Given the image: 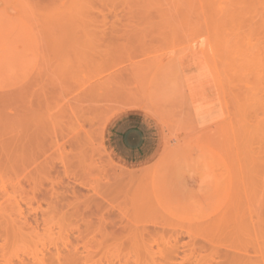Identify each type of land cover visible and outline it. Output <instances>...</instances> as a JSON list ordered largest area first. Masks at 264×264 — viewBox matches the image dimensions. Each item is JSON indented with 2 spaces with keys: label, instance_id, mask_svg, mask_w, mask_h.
<instances>
[{
  "label": "rangeland",
  "instance_id": "374dc122",
  "mask_svg": "<svg viewBox=\"0 0 264 264\" xmlns=\"http://www.w3.org/2000/svg\"><path fill=\"white\" fill-rule=\"evenodd\" d=\"M230 3L0 0V264L76 240L78 223L97 243L106 229L113 257L138 234L131 264L154 241L200 260L232 233L264 264V0ZM134 111L160 141L131 166L105 132Z\"/></svg>",
  "mask_w": 264,
  "mask_h": 264
},
{
  "label": "bare ground",
  "instance_id": "6f19581e",
  "mask_svg": "<svg viewBox=\"0 0 264 264\" xmlns=\"http://www.w3.org/2000/svg\"><path fill=\"white\" fill-rule=\"evenodd\" d=\"M234 0H200V2H201V4L202 5H204V6H206V7H209V8H220V7H222L223 5H225V4H228V3H230V2H233ZM236 2V1H235ZM231 4V3H230ZM226 6V5H225ZM83 16V15H82ZM88 16V15H87ZM89 17V16H88ZM68 18V17H67ZM83 18V17H82ZM89 42V41H88ZM121 87V86H120ZM118 88H119V86H118ZM89 89H91V88H89ZM122 90V89H121ZM127 90V89H126ZM91 91V90H90ZM89 91V92H90ZM103 91V90H102ZM131 91V90H130ZM134 91V90H133ZM87 90H86V93H89ZM92 92V91H91ZM103 93H104V91H103ZM112 93V92H111ZM85 94V93H84ZM91 94V93H90ZM89 94V95H90ZM118 94V93H117ZM88 94H86V99H87V96ZM93 95V94H92ZM92 95H90V97L91 98H93V96ZM115 95V94H114ZM146 95V94H145ZM85 96V95H84ZM99 96H100V94H99ZM99 96H98V100H99ZM103 96V95H102ZM102 96H100V97H102ZM111 96V95H110ZM125 97V96H124ZM90 98V99H91ZM101 100H102V98H100ZM117 99V98H116ZM88 100V99H87ZM92 100V99H91ZM90 109V108H89ZM140 109V108H139ZM147 111V110H146ZM148 113H150L149 111H148ZM116 115V114H115ZM114 115V116H115ZM153 116H157V115H153ZM158 119H159V121L161 122V120H160V118L159 117H157ZM74 120V119H73ZM73 120H71V121H73ZM111 120V119H110ZM87 121H89V120H87ZM86 121V122H87ZM74 122V121H73ZM73 124V123H72ZM71 124V125H72ZM108 124V123H107ZM78 125V124H77ZM88 126H90L89 124H87ZM76 126V125H75ZM80 125H78V127H79ZM75 128V127H74ZM73 128V129H74ZM86 129H87V127H85ZM72 129V128H71ZM76 129H77V126H76ZM79 129H82V128H78V130ZM83 129H84V124H83ZM82 129V130H83ZM77 130V132L80 134L81 133V131H78ZM90 130V129H89ZM71 131V132H70ZM70 131H68L69 133H71L72 135H71V137H74L73 138V141H74V139L76 138H78V137H75L74 135H76L74 132H72V130H70ZM91 131V130H90ZM76 132V133H77ZM67 135H69V134H67ZM81 135V134H80ZM80 135H78V136H80ZM82 135H83V133H82ZM85 135V137H86V134H84ZM70 137V139H72ZM81 137V136H80ZM84 137V136H83ZM75 139V141H77ZM82 140V139H81ZM75 141H74V143H75ZM84 141H86V140H84ZM70 143H72V142H70ZM84 143V142H83ZM76 145V144H75ZM78 145H80L79 144V142H78ZM82 145V144H81ZM88 145V144H87ZM71 146V145H70ZM73 147H75L74 145H72ZM78 147V146H77ZM85 147V146H84ZM82 148V147H81ZM85 149V148H84ZM83 149V150H84ZM82 150V151H83ZM86 155V154H85ZM88 155H89V153H88ZM87 155V159H88V156ZM92 157V156H91ZM85 160V159H84ZM88 161V160H87ZM92 165V164H91ZM98 165V164H97ZM90 167V166H89ZM88 168V167H87ZM89 170V169H88ZM102 170V169H101ZM88 174H89V171H88ZM90 175V174H89ZM74 190H75V188H74ZM42 195V194H41ZM43 197H44V195H42ZM54 200V199H53ZM71 201V200H70ZM16 204H17V202H15ZM15 203H13L14 205H15ZM16 206V205H15ZM40 207V206H39ZM19 207H18V204H17V209H18ZM20 208H21V206H20ZM40 209H41V207H40ZM15 211V210H14ZM19 211H21L20 209H19ZM52 211V210H51ZM23 213V212H22ZM21 213V214H22ZM36 213V212H35ZM37 214V213H36ZM48 215H50V213H47ZM85 214V213H84ZM83 214V215H84ZM67 215V214H66ZM83 215L81 214V216H82V220H84L83 221V223H86L85 222V220L87 219V217H86V215L83 217ZM38 216V215H37ZM70 216V215H69ZM72 216V217H71ZM71 218L73 219V214L71 213ZM80 216V217H81ZM16 217V216H15ZM25 218L27 217V216H24ZM34 217H36L35 215H34ZM43 217H45L44 216V214H43ZM66 217V216H65ZM65 217H63V224H61V226L62 225H64L65 226V224H66V218ZM70 217H69V219H70ZM75 217H77L78 218V216H76L75 215ZM86 217V218H85ZM37 218V217H36ZM35 218V219H36ZM39 218V217H38ZM37 218V219H38ZM64 218H65V220H64ZM17 220V219H16ZM34 220V219H33ZM40 220V219H39ZM47 220V219H46ZM71 220V219H70ZM75 220V219H74ZM73 220V221H74ZM31 221V220H30ZM49 221V224L51 223L50 222V220H48ZM61 221V220H60ZM77 221V223L78 222H81V218H80V220H76ZM87 221V220H86ZM16 222V221H15ZM27 222L28 223H30L29 221H27V218H26V225H27ZM39 221L38 220H36V221H34V223H36L35 225L37 226V223H38ZM43 222V221H42ZM72 222V221H71ZM70 222V223H71ZM32 223V222H31ZM44 224H45V222H43ZM69 223V224H70ZM74 223V222H73ZM20 225H22L21 223H19ZM19 224H14V225H19ZM49 224H47L48 226H49ZM29 225H31V224H29ZM50 225H52V223L50 224ZM71 225V224H70ZM68 226V228H71V226ZM73 225V224H72ZM76 225V223H74V226ZM79 225V223L75 226V228L79 231L78 233H79V235H76V237L77 236H79V237H81L82 236V234L83 235H85V232L87 233V229L89 228L88 226H89V224L87 225V224H85V225H87L86 227H87V229H85L86 231H82V230H79L78 228L80 227V226H78ZM35 226V227H36ZM45 226V225H44ZM43 226V227H44ZM77 226H78V228H77ZM18 227V229H19V227H23V225L22 226H17ZM17 227H16V229H17ZM29 227H31V226H29ZM43 227H42V229H43ZM52 227H55L54 225L53 226H51V228ZM68 228H64L63 230L64 231H66V230H69L66 234H68V233H70V230L71 229H68ZM72 228H73V226H72ZM74 228V229H75ZM16 229H14L13 231L14 232H18V230L17 231H15ZM25 230V227H23L22 229L20 228V230ZM30 229H32L33 230V228L31 227ZM48 229V228H47ZM50 229V228H49ZM81 229H82V227H81ZM43 230H45V232H46V229H45V227H44V229ZM52 230H54V228L53 229H51V232H52ZM62 230V232H64ZM105 231H104V234H103V231L102 232H100V233H102V235H101V238H102V240H99V238H98V243H97V239L96 238H92V240H91V238L89 237L90 235L89 234H86L85 236H82V239H80V242H77V239H79V237H77V239L75 240L74 238H71V239H74V240H71L70 241V239L68 238V237H70V236H68L67 238V240L63 237L64 236V233H62L63 234V236L61 235V237L63 238V240H65V241H61V239L60 240H58V241H61V243L62 244H57L56 243V241L54 242V243H56V245H55V247L53 248V251H50L49 249H47V250H49V252L48 253H45V246H44V244H42V245H40L41 246V249H37L38 251H39V253H38V251H37V253L36 254H34V256L33 257H31L32 258V260H31V262H28V263H26V262H24V260H27V259H29L28 257L29 256H27V258L26 259H24V260H22V261H20L21 263H19V264H131V262L133 261V260H135V256L134 255H132L133 253H134V251H135V248L136 247H134V246H136L134 243L136 242H138V239H139V236H137V235H134V237H131L133 240H134V243H133V245H131V244H129L128 245V247H125L124 246V244H119L120 245V248L117 250V252H118V255L116 256V257H113V256H111L112 254L109 252V245L108 244H106L107 242H106V240L108 239V237L106 238V239H104L105 238V236H106V229H104ZM34 231V230H33ZM71 231H73V230H71ZM82 231V232H81ZM20 232V231H19ZM22 232V231H21ZM20 232V233H21ZM35 232H36V234H37V231H36V229H35ZM61 232V231H60ZM60 232H58L57 234H59L60 235ZM75 232V231H74ZM73 232V233H74ZM77 233V231H76V234H78ZM230 233H232V232H230ZM72 234V233H71ZM81 234V235H80ZM233 234L234 233H232V234H229L228 235V237L229 236H231V237H226L227 239H226V241L227 240H229V241H227V243H226V241H222V242H219V243H216L215 242V245L213 244V246L212 247H208L210 250H211V252L207 255V256H202V258H200V260H197V259H199V257H201V255H202V253H203V251L205 250V248L203 247V248H197V247H194L195 245H187V244H185V245H180L179 246V244H178V242H177V240H175V245H171V243H170V245L169 246H167L166 245V248L165 249H163V250H161V251H159L158 253H154V251H153V243H156V241H154V242H152V244H148L149 246H145L144 247V245L140 248V249H144V253L146 254V262H145V264H254V263H251V259H252V251L254 250H256L255 251V255L256 254H262L261 252V247H256V246H254V245H252L251 247H253L252 249L251 248H248V247H250V245L247 243V242H244L242 239H240L239 237L237 238V237H234L233 236ZM16 235H19L18 233H16ZM52 235V234H51ZM56 235V234H55ZM70 235V234H69ZM105 235V236H104ZM235 235V234H234ZM54 236V235H53ZM98 236H99V234H98ZM60 237V238H61ZM74 237H75V234H74ZM144 237L145 236H142V240H143V243H144ZM59 238V237H58ZM85 238H87V239H85ZM90 238V239H89ZM234 238V239H233ZM83 239H85V240H83ZM231 239V240H230ZM42 240V239H41ZM55 240H56V238H55ZM69 240V241H68ZM238 240H240V241H238ZM54 241V240H53ZM57 241V242H58ZM73 241H75V242H73ZM79 241V240H78ZM242 241V242H241ZM43 242V241H42ZM74 244H72V243ZM78 244H77V243ZM105 242V243H104ZM218 242V241H217ZM257 242V241H256ZM76 243V244H75ZM79 243H81V244H79ZM95 243H97V244H95ZM246 243V244H245ZM258 243V242H257ZM41 244V243H40ZM245 244V246H243ZM48 246V245H47ZM46 246V247H47ZM50 246V245H49ZM53 246V245H52ZM211 246V245H210ZM43 247V248H42ZM51 247V246H50ZM207 248V249H208ZM208 249V250H209ZM251 249V250H250ZM207 252V251H206ZM251 252V253H250ZM33 254V253H32ZM203 259H207V260H205V262H203ZM29 261V260H28ZM135 264H136V262H135Z\"/></svg>",
  "mask_w": 264,
  "mask_h": 264
},
{
  "label": "crops",
  "instance_id": "0c3cea01",
  "mask_svg": "<svg viewBox=\"0 0 264 264\" xmlns=\"http://www.w3.org/2000/svg\"><path fill=\"white\" fill-rule=\"evenodd\" d=\"M159 137L157 123L139 111L127 112L113 119L105 132L106 144L114 157L131 166L146 163L155 156Z\"/></svg>",
  "mask_w": 264,
  "mask_h": 264
}]
</instances>
